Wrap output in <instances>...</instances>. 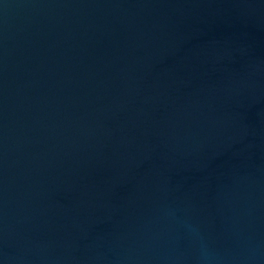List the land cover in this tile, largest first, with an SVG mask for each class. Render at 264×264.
<instances>
[{"label": "water", "instance_id": "1", "mask_svg": "<svg viewBox=\"0 0 264 264\" xmlns=\"http://www.w3.org/2000/svg\"><path fill=\"white\" fill-rule=\"evenodd\" d=\"M0 264H264V0H0Z\"/></svg>", "mask_w": 264, "mask_h": 264}]
</instances>
